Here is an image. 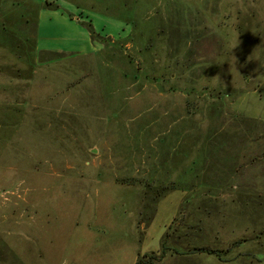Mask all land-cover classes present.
Returning a JSON list of instances; mask_svg holds the SVG:
<instances>
[{"label":"rangeland","instance_id":"rangeland-1","mask_svg":"<svg viewBox=\"0 0 264 264\" xmlns=\"http://www.w3.org/2000/svg\"><path fill=\"white\" fill-rule=\"evenodd\" d=\"M140 260L264 264V0H0V264Z\"/></svg>","mask_w":264,"mask_h":264},{"label":"crops","instance_id":"crops-1","mask_svg":"<svg viewBox=\"0 0 264 264\" xmlns=\"http://www.w3.org/2000/svg\"><path fill=\"white\" fill-rule=\"evenodd\" d=\"M198 161V160H197ZM196 161V165H197V167H198V172H201L200 173V177H201V180H200V182H198V173H197V171H196V173L194 174V178L195 179H193L192 181H190V183H188V184H185V186H187V185H189V187L190 188H193V191L191 192L192 194H194V193H197V192H199V190H197L198 188H200V187H202L203 186V181H202V175H203V170H204V163L202 162V160H200L199 162H197ZM187 162L188 161H185L184 162V165H183V163H181V166L183 165V172L181 171V173H182V175H183V173H184V177H187V171H186V167H187ZM202 163V166L200 167V164ZM202 174V175H201ZM203 189H204V187H203ZM207 190V189H206ZM203 191H205V189L203 190ZM213 191V190H212ZM200 193V192H199ZM203 193V192H202ZM210 193H207V195H209ZM185 202V201H184ZM183 202V203H184Z\"/></svg>","mask_w":264,"mask_h":264},{"label":"trees","instance_id":"trees-1","mask_svg":"<svg viewBox=\"0 0 264 264\" xmlns=\"http://www.w3.org/2000/svg\"><path fill=\"white\" fill-rule=\"evenodd\" d=\"M178 221V217L175 219L173 225L170 227L165 239L163 240V244H162V252H166L167 250H169V246L167 245L169 240H171V238L173 237V230H174V226L176 224V222ZM156 256L152 255V256H145L144 258H148V259H155ZM141 260L138 262V264H141Z\"/></svg>","mask_w":264,"mask_h":264},{"label":"water","instance_id":"water-1","mask_svg":"<svg viewBox=\"0 0 264 264\" xmlns=\"http://www.w3.org/2000/svg\"><path fill=\"white\" fill-rule=\"evenodd\" d=\"M157 88H158L159 92H161V93L165 92L164 88L161 85H157Z\"/></svg>","mask_w":264,"mask_h":264}]
</instances>
